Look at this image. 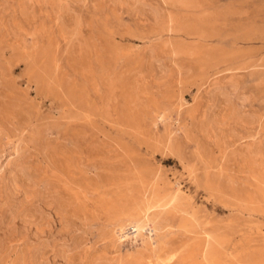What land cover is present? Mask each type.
I'll list each match as a JSON object with an SVG mask.
<instances>
[{"label":"rangeland","instance_id":"1","mask_svg":"<svg viewBox=\"0 0 264 264\" xmlns=\"http://www.w3.org/2000/svg\"><path fill=\"white\" fill-rule=\"evenodd\" d=\"M139 1L180 29L135 0H0V264H118L134 248L147 264H264V154L247 152L264 148V0ZM231 78L248 98L225 105L213 90ZM107 176L178 197L152 237L110 243L119 211L84 189Z\"/></svg>","mask_w":264,"mask_h":264},{"label":"bare ground","instance_id":"2","mask_svg":"<svg viewBox=\"0 0 264 264\" xmlns=\"http://www.w3.org/2000/svg\"><path fill=\"white\" fill-rule=\"evenodd\" d=\"M137 1L139 2V5H140V12L142 13V14H144V15H147V16H149L150 17V19H152V22L154 23V22H156V23H158V24H161V26L163 25V27H165V29L166 30H170V31H172L173 32V30H179L180 28H178L176 25H177V23H178V20H179V18H178V15L175 13V12H167V13H162V12H160L159 10H157V9H153V8H151L149 5H147V3H145V2H141V1H139V0H135V4H134V7L136 6H139V5H136L137 4ZM59 2V1H58ZM179 3L181 6H183V7H181V8H184L185 7V9H193V10H195V9H197V8H199L200 6H201V3L198 1V0H175V2L174 3ZM171 3H172V1H171ZM66 5V4H65ZM174 5V4H173ZM177 5V4H176ZM60 6V5H59ZM62 7V6H61ZM22 8V7H21ZM135 9V8H134ZM79 24V23H78ZM162 28V27H161ZM23 29V28H22ZM1 31V30H0ZM20 31V30H19ZM32 31V30H31ZM167 31V32H168ZM188 31V33H190V34H197V35H203L204 34V30L203 29H194L193 31H189V30H187ZM76 32V31H75ZM183 32V31H182ZM251 32V31H250ZM261 33H263V32H261ZM264 34V33H263ZM262 34V35H263ZM189 35V34H188ZM199 37V36H198ZM200 39V38H199ZM21 40V39H20ZM27 44V43H26ZM238 46V45H237ZM179 48V47H178ZM196 51V50H195ZM153 50H151L150 51V58H153L154 56H153ZM182 54V53H181ZM197 56H199V55H197ZM197 56H194V57H197ZM232 57V56H231ZM155 60V59H154ZM157 66V65H156ZM159 67V66H158ZM158 69V68H157ZM160 70V69H159ZM158 70V71H159ZM166 71V70H165ZM165 73V72H164ZM180 73V72H179ZM163 75V74H162ZM157 77V76H156ZM264 79V78H263ZM112 82V81H111ZM111 82H109L110 84H111ZM113 83V82H112ZM111 85H113V84H111ZM139 85V84H138ZM216 85L217 86H214L215 88H214V90H213V94L216 96V97H218L219 99H221L222 101H223V103L225 104V105H228V104H232L233 103V100H234V98H235V100H236V97L238 98V99H240V100H245V99H247L248 98V96L247 95H245V94H242L241 93V96H238L237 94H236V92L238 91V89H239V87H238V84H237V81L234 79V78H231L227 83H224V84H222V83H218V82H216ZM124 86V85H123ZM137 86V85H136ZM135 86V87H136ZM131 88V87H130ZM133 88V87H132ZM141 88V87H140ZM110 89H112L111 87H110ZM135 90L137 91V89L135 88ZM138 90H140V89H138ZM136 91H134V92H136ZM111 92H112V90H111ZM131 92V91H130ZM132 92H133V90H132ZM142 91H140L139 93H141ZM138 93V94H139ZM145 93V92H144ZM143 93V94H144ZM111 94V93H110ZM113 94V93H112ZM135 94V93H134ZM137 93H136V95H138ZM130 95V94H129ZM135 95V96H136ZM126 96H127V94H126ZM133 96V95H132ZM124 97H125V94H124ZM135 98V97H134ZM139 98V97H138ZM80 99V98H79ZM110 99H111V97H110ZM114 99H116L115 97H114ZM128 99L131 101V98L128 96ZM125 100H126V97H125ZM154 100V99H153ZM124 101V100H123ZM133 101V100H132ZM131 101V102H132ZM136 101H137V98H136ZM140 101V100H139ZM82 102H83V99H82ZM134 102V101H133ZM153 102H155L156 103V100L155 101H153ZM127 103H128V101H127ZM140 103V102H139ZM141 103H142V101H141ZM151 103V102H150ZM158 103V102H157ZM220 103V102H219ZM129 104V103H128ZM127 104V106H129ZM136 104V103H135ZM131 105V104H130ZM132 105H133V103H132ZM138 105V104H137ZM142 105H143V103H142ZM136 106V105H135ZM140 107H141V105H139ZM145 106V105H144ZM157 106V105H156ZM159 106V105H158ZM122 107H124V109H126L125 108V104H124V106H122ZM231 107V106H230ZM127 108H129V107H127ZM132 108V107H131ZM139 108V107H138ZM137 108V109H138ZM152 108V107H151ZM122 109V108H121ZM124 109H122V111L124 110ZM136 108H135V110H137ZM142 109V108H141ZM153 109H154V107H153ZM109 110V109H108ZM139 110V109H138ZM127 111V110H126ZM124 112V111H123ZM132 112H133V109H132ZM135 112V111H134ZM138 112V111H137ZM141 111L139 110V112L138 113H140ZM144 112V111H143ZM142 112V113H143ZM149 112H151V110L149 111ZM152 112H153V110H152ZM152 112H151V114H152ZM231 113H232V111H230ZM229 112V113H230ZM122 113V112H121ZM126 114H127V112H125ZM125 113H122V114H125ZM130 113H131V111H130ZM136 113V112H135ZM134 113V114H135ZM145 113V112H144ZM128 114H129V112H128ZM133 114V113H132ZM235 115H238V111H237V109H235V113H234ZM138 115V114H137ZM135 116V115H133L134 117H136V119H137V123H139L138 122V119H140V118H138L139 116ZM142 115V114H141ZM150 115V114H149ZM129 117L130 116H132V115H128ZM144 116V115H143ZM142 116V117H143ZM228 116V115H227ZM230 116V115H229ZM228 116V117H229ZM231 116H233V115H231ZM127 117V116H126ZM145 117V116H144ZM144 117H143V119H144ZM212 117V116H211ZM260 117V116H259ZM146 118V117H145ZM129 119V118H128ZM132 119L133 118H131V120H129V121H132ZM238 119H240V120H245L247 123H249V122H253L254 120H256V119H254V118H249L248 116H245V115H241V116H238ZM211 120V119H210ZM141 121H143V120H141ZM133 122V121H132ZM135 122H136V120H135ZM134 122V123H135ZM261 122H262V120H261ZM208 123V122H207ZM141 124V123H140ZM212 124H213V122H212ZM244 124V123H243ZM256 124V123H255ZM214 126H216V125H214ZM242 126V125H241ZM250 126V125H249ZM135 127H137V126H135ZM209 127V126H208ZM138 128V127H137ZM211 128V127H210ZM216 128V127H215ZM214 128V129H215ZM137 130V129H136ZM138 130H139V128H138ZM137 130V131H138ZM142 132H143V130H142ZM168 140V139H167ZM170 140V139H169ZM157 141V140H156ZM161 142H162V140H160ZM170 141H172V140H170ZM167 142V141H166ZM104 143V142H103ZM169 143V142H168ZM158 144H159V142H158ZM164 144V143H163ZM162 144V145H163ZM105 145V144H104ZM160 145H161V143H160ZM175 145V144H174ZM164 146V145H163ZM167 146V145H166ZM170 147V146H169ZM96 148V147H95ZM98 148V147H97ZM158 148H160V147H158ZM174 148V147H173ZM105 149V148H104ZM165 149H166V147H165ZM169 149V148H168ZM96 150V149H95ZM103 150V149H102ZM106 150V149H105ZM159 150V149H158ZM170 150V149H169ZM171 150H173L172 148H171ZM176 151H177V149H175ZM98 151V150H97ZM104 151V150H103ZM106 151H108V150H106ZM102 152V151H101ZM132 152V151H131ZM165 152V151H164ZM172 152V151H171ZM170 152V153H171ZM247 152H249L251 155H253V156H256V155H259V154H264V148L259 144V145H257V146H255V149H249V151H247ZM126 153V152H125ZM130 153V152H129ZM128 153V154H129ZM246 153V152H245ZM249 153H247L248 155H249ZM98 154V153H97ZM132 154V153H131ZM131 154H130V156H131ZM173 154V153H172ZM103 155V154H102ZM100 156H101V154H100ZM4 157V156H3ZM104 158H105V156H103ZM249 157V156H248ZM19 158V157H18ZM100 158V157H99ZM102 158V157H101ZM125 158V157H124ZM127 159V158H126ZM116 160V159H115ZM132 160V159H131ZM255 158L253 159V160H251L250 162H251V164H255V161L257 160H255ZM263 160V159H262ZM261 160V161H262ZM252 161H254V163H252ZM259 161V160H258ZM257 161V162H258ZM11 161H9V163H10ZM112 162V161H111ZM124 162V161H123ZM131 162H133V161H131ZM260 162V161H259ZM100 163V162H99ZM105 163H106V161H105ZM135 163V162H134ZM133 163V164H134ZM122 164V163H121ZM120 164V165H121ZM14 165V164H13ZM16 165V167L18 166L17 164H15ZM112 165V164H111ZM124 165V164H123ZM128 165V164H127ZM256 165V164H255ZM107 166V165H106ZM125 166V165H124ZM67 167V166H66ZM13 168V167H12ZM15 168V167H14ZM69 168H72V165H69ZM108 168V167H107ZM118 168V167H117ZM132 168V167H131ZM140 168V167H139ZM56 169V168H55ZM80 169H82V168H80ZM122 169V168H121ZM132 169H134V168H132ZM16 170V169H15ZM15 170H12V177H11V181H12V183H13V186L15 187V189H17V188H20V185L18 184L19 183V177L18 176H16V173H14V171ZM72 170V169H71ZM104 170V169H103ZM123 170V169H122ZM130 170V169H129ZM23 171V170H22ZM106 171H108V170H106ZM123 171H125V170H123ZM132 171V170H131ZM137 171V170H136ZM67 172H69V169H68V171ZM116 172H119L118 170L116 171ZM129 172V171H128ZM134 172V171H133ZM138 172V171H137ZM143 172V171H142ZM104 173V172H103ZM105 173H107V172H105ZM130 173V172H129ZM144 173V172H143ZM10 174V173H9ZM19 174H20V171H19ZM70 174H71V172H70ZM69 174V175H70ZM115 174V173H114ZM126 174V173H125ZM141 174V173H140ZM105 175V177H106V174H104ZM129 175V174H128ZM138 174L136 173V176H137ZM130 176V175H129ZM133 176V175H132ZM131 176V177H132ZM141 176H143V175H141ZM100 178V177H99ZM66 179V178H65ZM68 179V178H67ZM72 179H73V177H72ZM80 179V178H79ZM84 179V178H83ZM98 179V178H97ZM125 179V178H124ZM123 179V177H112V178H108V176H107V179L105 180V181H103V182H98V180L96 181V182H88L87 181V183L84 181L83 183H86L85 185H84V189H85V191H92L93 190V192H95V194H97L98 195V197H97V199H96V206L97 207H104V208H106V210H108V211H112V210H114V209H116V210H118L119 211V213H118V216L117 215H115V216H117L116 217V220L114 221L115 222V224H114V227H113V231H114V237H111V244L113 245V246H116V245H118V243L119 242H122V241H124V240H127V239H129V238H133L134 240H137V238H138V236H146V237H152L153 236V234L158 230V226L159 225H161L163 222H165L166 221V218L164 217L165 215H163L164 214V212L167 210L166 208H165V211H163L164 209L163 208H161L160 209V207H172L176 202H178V197L176 196V195H171L170 194V192H169V194L170 195H163V193L162 194H158V193H156V194H148V193H150L149 191L150 190H147V187L146 188H143L142 187V189L140 188V187H138V188H135V189H130L129 188V186H127V184L126 185H123V183H122V180H124ZM138 180H139V178H137ZM10 180V179H9ZM134 180V179H133ZM148 180V179H147ZM153 180H154V178H153ZM152 180V181H153ZM207 180H209V179H207ZM260 180V179H259ZM68 182H69V180H67ZM72 181V180H71ZM81 181V180H80ZM83 181V180H82ZM81 181V182H82ZM91 181H92V179H91ZM129 181V180H128ZM127 181V182H128ZM142 180H140V182H141ZM143 181H144V179H143ZM20 182H21V179H20ZM74 182V181H73ZM131 182H132V180H131ZM136 182H137V180H136ZM146 182V181H145ZM153 183V182H152ZM151 182H150V184H152ZM208 183H209V181H208ZM125 184V183H124ZM132 184V183H131ZM134 184L135 183H133V187H135L134 186ZM141 184H142V182H141ZM146 184H148V183H146ZM156 184V183H155ZM73 186H74V184H72ZM72 185H70V187H72ZM135 185H137V184H135ZM210 185V184H209ZM131 186V185H130ZM137 186H139V185H137ZM142 186H144V185H142ZM146 186H148V185H146ZM149 186H151V185H149ZM154 186V185H153ZM207 186H208V184H207ZM11 187V186H10ZM76 187V186H75ZM152 187V186H151ZM159 187V186H158ZM12 188V187H11ZM77 188V187H76ZM154 187H152V189H153ZM160 188V187H159ZM71 189V188H70ZM74 189V188H73ZM81 189V188H80ZM83 189V188H82ZM156 189V188H155ZM13 190V189H12ZM154 190V189H153ZM18 191V190H17ZM76 191V190H75ZM82 191H84V190H82ZM155 192H156V190H154ZM76 192H78V191H76ZM81 192V191H80ZM221 192V191H220ZM172 193V192H171ZM94 194V195H95ZM216 194H218V193H216ZM259 194V193H258ZM94 195H91V196H94ZM261 195V193L259 194V196ZM255 196H258V195H255ZM70 197H71V195H70ZM86 197H88V196H86ZM251 197V196H250ZM82 198V197H81ZM181 198V197H180ZM255 198V197H254ZM256 198H258V197H256ZM55 199H56V201H58L60 204L63 202V197L60 195V194H58L56 197H55ZM90 201H91V199H89ZM254 200V199H253ZM40 201V200H39ZM77 201V200H76ZM248 201V200H247ZM255 201V200H254ZM259 201V200H258ZM82 202H84V201H82ZM42 203V202H41ZM191 203V202H190ZM40 204V203H39ZM85 204V203H84ZM187 204V203H186ZM18 205V204H17ZM92 205V204H91ZM187 206V205H186ZM194 206V205H193ZM258 206V205H257ZM43 207V206H42ZM95 207V206H94ZM159 207V209L158 210H156L157 208ZM182 207V206H181ZM39 208V207H38ZM184 208V207H183ZM163 209V210H162ZM176 209V208H175ZM41 210V209H40ZM101 210H104V209H101ZM105 210V212H106V214L108 213L107 211ZM153 210H155V211H153ZM178 210V209H177ZM181 210H182V208H181ZM196 210V209H195ZM194 210V211H195ZM150 211H153V213H151V215H150ZM171 211H172V208H171ZM174 211V210H173ZM183 211H184V209H183ZM179 212V211H178ZM177 211H176V213H178ZM180 213L181 212H179V214L178 215H180ZM193 213V212H192ZM166 214H168V213H166ZM181 214H183V213H181ZM16 216H17V214H15ZM14 215V216H15ZM27 215V214H26ZM10 216V215H9ZM30 216H33L31 213H30ZM172 216V213H171V215H170V217ZM174 216V215H173ZM172 216V217H173ZM111 217V216H110ZM176 217V216H175ZM174 217V218H175ZM183 217V216H182ZM173 218V219H174ZM14 219H15V217H14ZM77 219V218H76ZM169 220V218L167 219V222L166 223H171V222H169L168 221ZM174 224V223H173ZM163 225V224H162ZM171 225V224H170ZM203 225V224H202ZM176 226V225H175ZM189 226V225H188ZM201 226V225H200ZM210 226V225H209ZM2 228V227H1ZM208 230V229H207ZM112 231V230H111ZM196 231V230H195ZM194 233V232H193ZM197 234V233H196ZM205 234V233H204ZM202 235V236H205V235ZM208 235V234H207ZM206 235V236H207ZM113 236V235H112ZM193 236V235H192ZM208 237V236H207ZM197 238V237H196ZM199 239V238H198ZM196 240V239H195ZM201 240H202V238H201ZM200 240V241H201ZM206 240V239H205ZM41 241V240H40ZM45 241V240H44ZM197 241V240H196ZM69 243V242H68ZM147 245H149V246H146L147 248L149 247H151L150 249H151V251L153 252V251H155V249L152 247L153 245H152V243H148ZM56 247V246H55ZM140 249V248H139ZM143 249V248H142ZM147 250L148 249H144V250H136L135 248L134 249H128L127 251H126V256L124 257V258H122L120 261H119V263L118 264H147L148 262H147V260H149V258H147L146 257V252H147ZM151 251H149V252H151ZM158 251V250H157ZM148 252V253H149ZM156 252V251H155ZM165 252V251H164ZM57 253V252H56ZM158 253V252H157ZM156 253V254H157ZM173 253V252H172ZM149 254H151V253H149ZM168 254V253H167ZM169 254H171V252L169 253ZM169 254H168V256H169ZM45 255V254H44ZM159 255V254H158ZM162 256V255H161ZM168 256H166V257H168ZM149 257H150V255H149ZM156 257V256H155ZM158 257H160V255L158 256ZM154 259V258H153ZM157 259V258H156ZM155 259V260H156ZM40 260V259H39ZM115 261V259L113 260V262ZM41 262V261H40ZM97 262V261H96ZM105 262V261H104ZM151 262V261H150ZM154 262V261H153ZM98 264V263H97ZM115 264V263H114Z\"/></svg>","mask_w":264,"mask_h":264}]
</instances>
